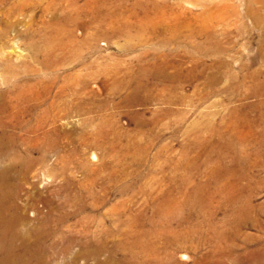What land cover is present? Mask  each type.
Masks as SVG:
<instances>
[{
    "label": "rangeland",
    "instance_id": "rangeland-1",
    "mask_svg": "<svg viewBox=\"0 0 264 264\" xmlns=\"http://www.w3.org/2000/svg\"><path fill=\"white\" fill-rule=\"evenodd\" d=\"M49 1H32L33 12L11 16L18 24L0 40L9 51L0 67L14 68L41 94V105L28 99L23 112L18 103L3 115L17 112L24 125L4 118L13 121L17 143L9 155H23L4 164L21 186L25 214L61 208L76 229L89 215L91 235L106 230L120 240L131 228L143 240L137 250L146 264H264V36L255 23L229 18L209 29V39L190 40L201 23L188 16L173 21L179 37L167 45L173 34L152 5L165 0H88L78 24L65 16L85 0ZM145 15L156 18L158 32H113L126 18L139 23ZM48 40L56 45L51 51ZM130 76L141 87L127 84ZM43 108L54 120L32 130ZM45 131L50 139L35 146ZM68 197L84 212L66 204ZM153 248L161 257H151ZM115 254L101 259L123 264V252Z\"/></svg>",
    "mask_w": 264,
    "mask_h": 264
},
{
    "label": "bare ground",
    "instance_id": "bare-ground-1",
    "mask_svg": "<svg viewBox=\"0 0 264 264\" xmlns=\"http://www.w3.org/2000/svg\"><path fill=\"white\" fill-rule=\"evenodd\" d=\"M3 1L4 0H0V5L4 3ZM32 1L34 2L35 0H14L12 1L10 8H7L5 11L0 10V40L2 38H5L8 35V33L18 24V22H14L10 20L11 16L25 15L27 10L29 9L32 12L34 11L31 9V7L34 4ZM55 2L56 0H50L49 4L53 6ZM71 3L73 2L71 1ZM152 3L156 11H158V13L161 14L162 22L166 23L167 25L166 29L164 30L171 31V33L173 34L172 37L174 38L164 39L165 44L167 45L172 40H178L179 36H176L177 31L175 32L176 30L175 25L177 22L181 21L182 19L188 18V16L196 21H200L201 23L200 27L197 26L196 28L191 29L192 33L189 35H186V37L188 39L190 38V40L193 38L198 39L203 36L209 39V37L212 36V33H213L212 31L210 32L209 29L213 27L215 23L221 24L222 22H226L229 18L253 21L257 29L259 30V32L262 33V36H264V0H177L176 2L165 0L161 6L159 5V3H155V1ZM88 5H89V1L85 0L84 3L79 8L73 9L71 13L69 12V14L65 16L66 21L72 24L77 23L80 19L83 18V16H85L83 9L88 7ZM142 5H144L142 4V1L136 3V5L134 3V8H139ZM184 5H188L192 7V9L190 11H187V9L189 8L184 9L185 8ZM193 9H196L197 11ZM143 12H145V9L143 10ZM1 15L3 17H1ZM145 16H146V20L142 22L140 21L142 18L139 17L140 20L136 19V20H139V23L137 22L135 23V21L131 22L130 20H128V18H126L125 20L122 21L121 27L119 28L117 27V30L113 29V32L114 33L117 32V34L119 33L121 35L130 36V37H132L131 33L135 29L137 33L139 32H142V33L143 32L144 33L158 32V27L156 26L157 23L154 22L156 18L153 21L152 20L153 18H151L150 15H145ZM173 21H176V23ZM228 21H231V20H228ZM174 23L175 25L173 27ZM52 31L56 32L58 36L62 34L60 33L61 29L56 30V27L54 29L52 27ZM45 44H46V48H45L46 51L47 50L51 51L56 46V45L54 46V43L51 40L45 41ZM194 47L198 49L202 48V44L200 42H197L194 44ZM34 48L37 52L38 50H40L37 46H34ZM12 51L16 53L20 52L19 49H17L16 47H14ZM8 54H9V51L5 49V47L0 46V60L2 59L3 56H7ZM46 68H49L53 72L55 71L53 67H46ZM0 69L2 71L0 74L2 77L0 79V166H1L0 168V264H109L110 262H112V260L110 261L106 259H101L102 255H104L107 252L109 253L111 252V254L115 256L116 255L115 253H118V251H122L124 254V258L122 259L123 264H146L145 261L143 263V260L141 259V256L139 255V252L137 250L139 246L144 245V243H142L143 240L138 241V239H134L133 237L135 236V234L132 233L133 231L130 230L131 228L124 230L123 234L121 235L123 237H121L122 239L120 240L116 238L118 234L115 235V233L113 234L110 231L106 232V230L102 231L103 233L102 234L100 233L101 235H98V233L95 235H91V230L89 229V223H88L89 221L87 219L89 215L88 216L86 215L87 217H82L81 220H77L79 221V226H82L83 228L81 227L82 229H76L74 227L70 228L69 225L71 224H68L70 218L72 217V213L67 210H63L61 208L57 210V213L55 212V210L53 209L50 210L49 208L46 212L44 210L39 211L38 214H36L34 210L30 211V215L33 218L25 214L24 206H23L24 204H21L19 202V198L21 196V186L17 182L16 183L11 182V179L7 173L8 166L7 164L6 165L4 164L7 162L10 163L13 160L16 161V159H22L21 157H23L22 154H18V153H14L13 156L9 155L8 149L9 150L14 149L17 146L15 137L13 135L14 132L11 133L10 132L11 130H9L10 129L9 121L14 119L17 121V123H15V126H19V127L24 126L19 120L21 116L16 114L19 110L23 112L22 111L23 109H21V103L27 101L28 99L37 100L39 98V100L37 101H39L40 102L39 104L41 105L42 103V101L40 100L41 94H39V92H35V89L33 88L31 89L32 85H29V87L28 86L26 87V84L22 82V80H24L25 78L22 79L21 73H17V71L14 68L12 69V67H3V68L0 67ZM28 71L30 72L31 69H28ZM11 72H13L14 74V75L12 74V76L14 77L18 76L16 78L18 79V81H15L14 84H12V81L10 79L9 73ZM27 75H28V72H27ZM129 78H130L129 80L126 79L127 84L136 83L137 87L140 86V83H139L140 81H138L137 78L135 79L131 76ZM84 85H86V83ZM12 90L15 92L14 94L12 93L13 92ZM29 92H31L30 95L27 94ZM18 103H20L19 107H17V105H19ZM49 105L52 109H54V103H51ZM10 106L17 107L16 108L17 112L15 113L12 112L8 114L6 118L11 119L8 121V120H5L6 118L3 115L4 113L5 114L7 113ZM49 113L47 112L46 109L44 108L41 109V111H39L38 117H35V119L37 120H36L35 126L33 125L34 128H32V130H38L39 128L43 129V126L45 125L44 123L46 122V120H50L54 118V116L53 118H50ZM43 139H48V140L50 139V135L48 131H45L43 137L36 139V141H34L33 144L35 146H38L39 142H42L41 140ZM67 188H68L67 184L62 186V190L67 189ZM70 202L72 204L73 202H75L76 204L79 205L80 207L79 209L80 211H78L79 213L84 212L85 207L84 205H81V202H76V200H73L71 197H68L66 199V204H69ZM107 237H109L108 239H110V237H114L115 240H117L118 242H115V240L113 239V244L109 246V240L107 239ZM76 245H79L80 248L74 251L73 248ZM109 248H110V251H109ZM150 252H151L150 255L153 259H155L156 256L161 257L159 255L161 251L159 250H156L153 248ZM112 255L111 256L109 255V256L112 257ZM60 256L61 258L64 259L63 262H60L58 260ZM90 261H92V263ZM154 261L155 262L153 263L149 262L148 264H163L162 259H158Z\"/></svg>",
    "mask_w": 264,
    "mask_h": 264
}]
</instances>
